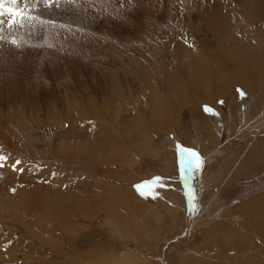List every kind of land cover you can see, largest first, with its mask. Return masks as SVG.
<instances>
[{
	"label": "rangeland",
	"instance_id": "rangeland-1",
	"mask_svg": "<svg viewBox=\"0 0 264 264\" xmlns=\"http://www.w3.org/2000/svg\"><path fill=\"white\" fill-rule=\"evenodd\" d=\"M208 1L217 18L214 22L203 13L209 8L207 0H121L119 16L101 0L98 7L107 8L97 13L96 0H89L86 9L93 11L87 23L95 26L90 33L96 32L85 35L78 29L85 31L83 25L87 24L64 22L71 15L44 13L59 7L44 0L36 4L37 10L26 11L34 19L25 21L23 27L0 29V67L15 65L12 60L17 52L8 51L5 45L37 54L36 68L30 73L6 77L8 72H0L2 136L9 142L6 146L0 140V156L7 157L0 167L4 175L0 186L18 192L17 218L0 219V264H51L50 259L55 264H99L110 255L117 256L115 264H264V258L255 255V222L234 212L242 203L264 196V78L247 75L249 85H241L235 78L231 83L232 76L239 70L246 73L252 65L247 63L245 50L238 52L236 46L243 43L242 48L258 51L264 19L246 25L248 0ZM3 19L7 21L8 16ZM148 23L151 37L146 39L142 33ZM251 27L261 29H256L259 38L254 36L257 31L251 33ZM100 29L103 35L96 36ZM174 42L201 49L208 59H200L204 62L198 65L196 59L189 58L178 66L170 64L169 71L176 79L172 88L159 74L163 68L156 48L163 50ZM140 43L153 45L147 47L152 48L151 65L142 61L145 54ZM257 51H251L252 55ZM130 57L142 62L132 63ZM224 72L229 75H224L225 80ZM146 73L155 79L149 87L145 84L151 79L145 81ZM210 76L217 77L216 81ZM115 83L123 89L116 97L111 95ZM218 83L224 93L209 102L195 97L203 86L211 94L217 93ZM73 101L91 107L82 124L87 125L89 136L105 138L108 145L102 152L105 157L95 165L63 160L52 148L53 138L68 129L67 122L61 121L66 118L65 106ZM20 116L27 127L35 128L20 132L15 123ZM54 117L58 119L55 125L47 124ZM126 122L133 126L125 129ZM168 133L178 138L180 149L198 155L199 166L193 163L190 170L181 171V154L166 139ZM10 161H20L14 171L6 169ZM64 186L77 196L72 211L65 205L63 210L58 207L62 201L58 194L65 191ZM116 192L119 196L123 193L122 198ZM56 193L58 205L43 201L47 197L56 203ZM50 207L62 210L63 238L60 226L53 221L55 209ZM49 225L64 242L58 249L34 235ZM235 225L244 234L240 242V233H230ZM91 228L99 235L82 243ZM223 230L227 232L221 234ZM98 236L105 242L94 243ZM16 241L19 245H12ZM240 246L248 249L244 253L232 250Z\"/></svg>",
	"mask_w": 264,
	"mask_h": 264
},
{
	"label": "bare ground",
	"instance_id": "bare-ground-1",
	"mask_svg": "<svg viewBox=\"0 0 264 264\" xmlns=\"http://www.w3.org/2000/svg\"><path fill=\"white\" fill-rule=\"evenodd\" d=\"M44 0H29V3L28 5L29 6H32L33 5H36L37 3H42ZM53 2L52 4L50 2ZM67 0H48V5L49 6H52V5H57L59 6L57 9H50L48 11H45L44 13H48V14H53V15H71V18H68V20L64 21L69 24H76V25H79L80 23L81 24H87L86 26L83 25V29L85 31H82L80 29H78L79 32H84L85 35H89V34H92L90 33V31L95 27L94 24L90 25L87 23V20L90 21V16H91V13H92V9H86V8H89L88 6L90 5V2L89 0H70L69 3H66ZM101 1H105L108 5L109 3V7L113 10L112 11V14L114 16H119V10H120V1L121 0H101ZM135 1V0H134ZM92 2V1H91ZM63 3H66V5H63ZM134 3V2H133ZM136 3V2H135ZM219 4V3H218ZM107 5L105 6L107 8ZM130 5V4H129ZM222 5V4H221ZM19 6H24V0H21ZM95 6L97 7L95 9V11L97 13H101L104 11L105 7L103 6L102 8H99L98 7V0H96V4ZM206 6H209V8L206 10H204L203 13H205L206 15L208 16H211L213 21L214 22L217 18L213 15V5H211V2H209L207 0V5ZM220 6V4H219ZM263 6H264V0H248V7L246 9V15H247V22H246V25L247 26H252L254 23H257L259 22L261 19H264L263 16H262V12H263ZM128 7V6H127ZM218 8V6H216ZM45 8V7H44ZM219 9V8H218ZM37 10V9H36ZM94 11V13H95ZM218 11V10H217ZM219 12V11H218ZM220 13V12H219ZM42 14V13H41ZM204 14V15H205ZM135 15H137V12H135ZM148 15V14H146ZM137 17V16H136ZM147 17V16H146ZM244 17V16H243ZM135 18V17H134ZM148 19V18H147ZM151 20V19H150ZM45 21V20H44ZM52 21V20H51ZM50 21V22H51ZM96 21V20H95ZM148 21V20H147ZM48 22V21H47ZM46 21L44 22L45 25L47 26L48 28V23ZM49 22V23H50ZM62 22V23H64ZM151 23V22H150ZM149 24V26L147 27L146 29V32L142 35L144 36V38H148V37H151V24ZM54 25V24H53ZM4 27H7V23H5L3 25ZM52 26V25H51ZM46 28V29H47ZM259 28V27H258ZM51 30H55V31H58V29H55V28H50ZM257 29V28H256ZM256 29H252L251 27V33L252 32H255L257 31ZM101 30V29H100ZM115 30V29H114ZM155 30V29H154ZM219 30V29H218ZM250 30V29H249ZM66 31H70L71 30H66ZM117 32H120V30H118V28L115 30ZM114 31V32H115ZM259 32L261 31V29L258 30ZM256 32L257 34L253 33V35L257 38L260 37L261 33L259 32ZM75 32V31H74ZM96 32V31H95ZM94 32V33H95ZM102 33V30L101 32H99V30H97V33L95 34L96 36L97 35H103ZM264 34V33H263ZM94 35V34H93ZM141 36V35H140ZM146 36V37H145ZM142 37V36H141ZM264 36H262V39L260 40L261 42L259 43L261 46H264ZM114 38V37H113ZM143 38V39H144ZM149 39V38H148ZM115 40V39H113ZM2 41V40H1ZM240 42V41H239ZM255 43V42H254ZM137 44V43H136ZM243 44V43H242ZM240 43V45H237L236 48L239 51H244L246 53V56H247V63L248 64H252L251 66H249V71H246L245 72H242L241 70H239V73H240V76L238 77H235V76H232L231 77V83H232V80L235 78L236 80H238V82H240L239 84H248L249 85V81L247 80V75L249 77H252V75H257V78L258 79H263L264 78V48L261 47V46H257L256 45V48H258V51L255 49V48H242V45ZM18 45V44H16ZM15 45V46H16ZM141 45V43H140ZM153 47L152 44H149V45H141V49H142V52L143 54H145L143 57H144V62H148V64L151 65V49L147 48V47ZM155 46V45H154ZM245 46V45H244ZM10 46H3V48H6L8 51H14V52H17L14 55V58L12 61H14L15 65H12L11 66V69L10 67L9 68H5L3 69V67H0V72L3 71V72H8V75L6 77H10L12 75H15V76H21L23 74H26L27 72L30 73V70H33L36 68V51L33 52V54L29 55L27 53H25L23 51L22 48H15V47H11L9 48ZM247 47V46H246ZM263 49H261V48ZM1 49V47H0ZM161 48H156V51L158 52V57L162 63V68L163 70L159 73V74H162L163 76V81L164 82H169L173 88V85L175 84L176 82V79H174V76L173 74L169 71V65L170 64H173L174 63V66H178L181 64V62H185V60L187 58H189L191 61L193 60H197L196 64L195 65H198L199 63H201L203 60H200V59H204L205 61L208 59L205 55L206 52H203V50L199 49H194V48H191L189 46H186V45H183L182 43L180 44L179 42H174L173 45L171 46H166L165 49L163 50H160ZM131 51V50H130ZM235 51V50H234ZM251 51H257V53H254L252 55V52ZM13 52V53H14ZM150 52V53H149ZM207 54V53H206ZM243 54V53H241ZM213 55V54H212ZM211 55V56H212ZM128 56H131V54H128ZM41 57V56H40ZM245 59V58H244ZM5 60V59H4ZM136 60L142 62L139 58L137 57H130L128 61L132 62V63H136ZM217 61V60H216ZM204 62V61H203ZM207 62V61H206ZM40 63V62H39ZM244 64V63H242ZM224 65V64H223ZM245 65V64H244ZM191 66V65H190ZM222 67V66H221ZM147 69V68H146ZM189 69V68H188ZM198 69V68H197ZM248 69V68H247ZM175 70V69H174ZM177 70V69H176ZM147 71L149 72V70L147 69ZM198 71V70H197ZM213 71L214 70H211V75L213 76ZM223 71V70H222ZM2 72V73H3ZM173 72V70H172ZM191 72V71H190ZM225 73V72H224ZM237 73V72H236ZM243 73V74H242ZM187 74V73H186ZM206 74V73H205ZM234 74V73H233ZM181 75V74H180ZM188 75V74H187ZM222 75V74H221ZM224 75H227V77H229V75L227 73L223 74V77L222 79L225 80L227 77L224 76ZM151 76L153 78V74H149V73H146V75L144 76L145 77V81H150L151 79ZM176 76V75H175ZM210 76L209 78H214ZM149 77V79L147 78ZM178 77V76H177ZM186 77V76H185ZM176 78V77H175ZM201 78V77H200ZM203 78V77H202ZM208 78V77H207ZM217 78V77H216ZM216 78H214V81H216ZM183 79V77H182ZM222 79L220 81H222ZM234 79V80H235ZM155 79H151V82L145 84L148 86V84L152 85L154 84ZM166 80H169V81H166ZM198 80V79H197ZM208 80H211V79H208ZM207 80V81H208ZM141 83H143L142 81H140ZM197 82V81H196ZM194 83V82H193ZM192 83V84H193ZM211 83H214L211 81ZM216 83V82H215ZM224 83V81H223ZM159 84V83H158ZM197 84V83H196ZM204 84V83H203ZM207 84V83H205ZM144 85V86H145ZM180 85V84H179ZM215 85V84H213ZM177 86V85H176ZM185 86V85H184ZM225 86V85H224ZM129 87V86H128ZM149 87V86H148ZM151 87V86H150ZM168 87V86H167ZM161 88V87H160ZM166 88V87H164ZM177 88V87H176ZM181 88V87H180ZM195 88H200V86H197ZM194 88V89H195ZM207 88V87H206ZM216 92L217 93H213L211 94L208 89H205V86L202 87V90H201V93L200 94H196L195 97L197 99H203V101H206V102H209L211 100V98H213L214 96H218L222 91H223V87H221V85L219 86V83L216 84ZM228 88V87H227ZM154 89V88H153ZM162 89V88H161ZM229 89V88H228ZM142 91L144 90V88L141 89ZM169 90V88H168ZM121 91H123L122 87L121 86H118L117 83L114 84V87L112 89V92H111V95L116 97L118 94L121 93ZM148 91V90H147ZM154 91V90H153ZM161 91V90H160ZM183 91V90H182ZM168 92V91H167ZM177 92V91H176ZM151 93V92H149ZM224 93V92H222ZM124 94V93H123ZM121 94V95H123ZM193 94V93H192ZM208 94H211V95H208ZM174 95V93H173ZM191 95V94H190ZM177 98H178V95H176ZM175 96V97H176ZM182 97V96H181ZM181 97H179V101L181 99ZM186 97V96H185ZM120 98V97H119ZM124 98V97H123ZM131 98V97H130ZM118 99V98H116ZM122 99V97H121ZM120 99V100H121ZM264 101V100H263ZM74 102V101H73ZM72 102V103H73ZM123 102V101H122ZM185 102V100H184ZM197 102V100H196ZM198 102H201L198 100ZM71 103V104H72ZM121 103V102H120ZM181 103V102H180ZM261 103V102H260ZM263 103V102H262ZM69 105L67 104L65 106V111L67 112L66 114V118L64 119V117H62V119L64 121H61V124H64L65 122H67V125H68V129L64 130L63 133H60V135H57L55 136L53 139L54 141H51L53 142V145L54 147H52L60 156V158H62L63 160H66V161H71V162H79V163H82V164H97L100 160L103 159V156L104 154L102 153L103 151H106L107 149V143L105 141V143L103 142V140H105V138L103 139H95L94 136H89L91 135L90 133H87L86 129H87V125L82 124V122L84 121H87L88 117L90 116L89 113H90V109L91 107L88 105H84L82 104L81 101H75L72 105ZM125 104V103H124ZM184 104V103H183ZM182 105V104H181ZM263 105V104H262ZM264 108V107H263ZM3 110V109H2ZM118 110V109H117ZM257 110V109H255ZM254 110V111H255ZM0 112H1V108H0ZM99 114V113H98ZM138 114V112H137ZM97 115V114H96ZM99 116V115H98ZM94 118V117H93ZM58 119L56 117L54 118H51L47 124H51V125H55V121H57ZM60 120V119H59ZM130 120V118H129ZM60 121H58L57 123H59ZM132 122V121H131ZM15 123L19 126V131L22 132V133H25L27 132V130H32V128H35V127H27V124L26 122L24 121V119L20 116L19 118H17L15 120ZM94 123V122H93ZM127 123V122H126ZM4 122L2 120V118L0 117V140L7 146V143L8 140L4 139V136H2V130L4 129V126H3ZM89 124V123H88ZM124 125V123H123ZM133 126V123H127V125H125V129L127 128H131ZM25 130V131H24ZM169 130V129H168ZM95 131V129L93 130ZM124 131V130H123ZM100 132V130H99ZM98 133V132H97ZM131 133V132H130ZM134 133V132H132ZM131 133V134H132ZM99 134V133H98ZM102 136V135H101ZM213 136V135H212ZM107 138V137H106ZM166 139L168 140V142L170 144H172V146L176 145L179 146L178 144V138L174 135H172V133H168L167 136H166ZM64 142H62V141ZM256 140L250 142L251 143H255ZM62 142V143H61ZM111 142V141H110ZM113 142V141H112ZM114 143V142H113ZM202 144V143H201ZM116 145V144H115ZM143 145V144H142ZM204 145V144H203ZM114 146V145H113ZM201 146V145H200ZM116 147V146H115ZM245 147H243L244 149ZM109 149V148H108ZM181 150V149H180ZM1 151V150H0ZM118 151V150H117ZM3 153V152H2ZM181 153V152H180ZM6 155V154H5ZM106 155V154H105ZM110 155V154H109ZM114 155V154H113ZM220 155V154H219ZM111 156V155H110ZM117 156V155H116ZM119 156V155H118ZM221 156V155H220ZM14 158V157H13ZM108 158V156H107ZM10 159V158H9ZM111 159V158H110ZM116 159V157H115ZM13 160V159H12ZM73 160V161H72ZM212 161V160H211ZM227 161V160H226ZM225 161V162H226ZM76 162V163H77ZM109 162V161H108ZM29 164V163H28ZM108 164V163H107ZM225 164V163H224ZM17 165V164H13L12 161H10V166H6V169H9V170H12L14 171V166ZM19 165V164H18ZM24 165V164H22ZM27 165V164H25ZM24 167H28L29 165L25 166ZM32 165V163H31ZM110 165V164H109ZM114 165V164H113ZM18 167V166H17ZM30 167V166H29ZM234 167V166H233ZM247 167V166H246ZM27 169V168H26ZM224 169V168H223ZM233 169V168H232ZM236 169V168H234ZM237 170V169H236ZM29 171V170H28ZM220 171V170H219ZM224 171V170H223ZM98 172V170H97ZM100 172V171H99ZM103 172V171H102ZM109 172V171H107ZM113 172V171H112ZM232 172V171H231ZM239 172V171H237ZM38 173V172H37ZM42 173V172H41ZM105 173V172H104ZM218 173V172H217ZM246 173V172H245ZM51 174V173H50ZM108 174V173H107ZM53 175V174H52ZM114 175V174H113ZM119 175V174H118ZM220 175V174H219ZM229 175V174H228ZM262 175V174H261ZM247 176V174H246ZM1 177H4L3 173L2 175L0 176V179L2 180ZM117 177V176H116ZM5 179V178H4ZM60 179V178H59ZM122 179V178H121ZM212 179L214 178H211V181ZM13 180V179H12ZM75 180V178L73 179ZM210 180V179H209ZM208 180V181H209ZM245 180V179H244ZM3 181V180H2ZM206 181V180H205ZM215 181V179H214ZM12 182V181H11ZM59 182V181H57ZM136 182V181H135ZM202 182V181H201ZM99 183V182H98ZM209 183V182H208ZM14 184V183H13ZM12 184V185H13ZM206 184V183H205ZM20 185V184H19ZM69 185V184H68ZM228 185V184H227ZM23 186V185H22ZM90 186V185H89ZM224 186V185H223ZM228 188V186H226ZM65 188V186H64ZM115 188V187H114ZM13 189L15 191H13ZM43 189V188H42ZM23 190V189H22ZM65 191H61V193L58 194L59 196V199L58 201H61V203L58 205V201H57V193H56V203L54 202H49V198L46 199L47 197H45V199H43L44 202L46 203H50L51 205L55 204V205H58V207H60L62 210L63 208L61 206H66L67 208H72L71 206H75L76 204V201H77V196L75 193H72L70 192L69 188L68 189H64ZM108 190V189H107ZM127 190V189H126ZM131 190V189H130ZM228 190V189H227ZM19 191V190H18ZM113 191V190H112ZM121 191V190H119ZM127 192V191H126ZM132 192V191H131ZM230 192V191H229ZM17 190L13 187H9V186H6V187H1L0 186V219H16L17 216L15 214L16 210H17V207H18V196L16 195ZM117 195L119 196L118 192H116ZM120 193V192H119ZM236 193V192H235ZM123 194V193H122ZM121 194V195H122ZM132 196H135L133 194V192L131 193ZM114 195V194H113ZM120 195V196H121ZM229 195V194H228ZM115 196V195H114ZM119 196V197H120ZM127 196L128 193H127ZM131 196V195H130ZM113 198V197H112ZM122 198V197H120ZM125 198V196H124ZM131 198V197H130ZM128 198V199H130ZM65 199V200H63ZM126 199V198H125ZM212 199V198H211ZM228 199V198H227ZM123 200V199H122ZM51 201H53V197H51ZM96 201V200H95ZM137 202H141L140 200H136ZM213 201V200H212ZM124 202V201H123ZM24 203V202H22ZM126 204V203H125ZM128 204V203H127ZM24 205V204H23ZM131 205V204H130ZM142 205V204H140ZM240 205V204H239ZM113 206V205H112ZM144 206V204H143ZM114 207V206H113ZM134 207V206H132ZM137 207V206H136ZM152 207V206H151ZM210 207V206H209ZM50 208H53L55 209L54 213L52 214L55 218V220H53L56 224H58L60 226V234L61 235L60 237H64L63 234L65 231V222L63 220H61V218L59 219V215H60V212L62 210H56L55 207H50ZM65 208V207H64ZM73 208H76V207H73ZM70 209V211L74 210V209ZM139 208H142V206H140ZM145 208V207H144ZM66 211V210H65ZM97 211V210H96ZM151 211H153V208H151ZM207 211V210H206ZM68 212V210L66 211ZM95 212V211H94ZM147 212V211H146ZM234 212L238 215H243V216H246V218H248L246 221L247 222H255V226H254V229H253V235L255 238L257 239H254L257 246H255L256 248V252H255V255L259 258H264V196L263 197H259L257 199H252L251 201H246L244 203H242L239 207H237ZM233 213V212H231ZM65 214V213H64ZM95 214V213H94ZM209 214V213H208ZM66 215V214H65ZM68 215V214H67ZM66 215V216H67ZM93 215V214H92ZM97 215V214H96ZM109 215V214H108ZM111 215V214H110ZM116 215V214H115ZM122 215V214H121ZM211 215V214H209ZM208 215V216H209ZM24 217V216H23ZM205 217V216H204ZM212 218V217H211ZM120 219V218H119ZM198 219V218H197ZM18 220V219H17ZM203 220V219H202ZM204 222V221H202ZM206 222V220H205ZM209 222V221H208ZM233 223V222H232ZM239 223V222H237ZM44 224V223H43ZM243 224V223H242ZM76 226V225H75ZM220 226V225H219ZM247 226V225H246ZM103 227V226H102ZM237 227V228H236ZM54 227L49 225L47 228H45L44 230H41V231H36L34 233V235L37 237V239H39L40 241H42L43 243L51 246L50 248L52 249H58L60 248L61 246H63V243H61L60 239H59V236L55 234L54 232ZM221 229L223 227H220ZM244 228V227H243ZM74 229V228H73ZM106 229V228H105ZM224 229V228H223ZM226 229V228H225ZM230 229V227H229ZM70 230V229H69ZM101 230V229H100ZM228 230V229H226ZM231 230L230 233H240V236H239V242L240 240H242V235H244L242 232H240V230L238 229V226H233L231 227ZM213 231V230H212ZM217 231V230H216ZM100 232V231H99ZM227 231L223 230L221 232V234H225ZM106 231V235H108ZM211 233V232H210ZM217 234L220 235L219 232H215ZM65 235V234H64ZM68 235V234H67ZM99 234H96L95 232V229H90L89 231L87 230V233L83 236L82 238V243H86V241H94L93 239ZM209 235V234H208ZM66 236V235H65ZM213 237V236H212ZM99 238V239H98ZM96 238L95 242L94 243H104L105 242V239H103V237H99ZM214 238V237H213ZM206 239H210V238H206ZM68 240L71 242V244H73L74 242V239L72 237H68ZM81 242V240H80ZM12 245H19V242H14L12 243ZM80 245V244H79ZM22 246V245H21ZM12 247V246H11ZM23 247V246H22ZM13 248V247H12ZM246 249L248 248H242L241 246L239 248H233L232 250L235 251V252H239V253H244L246 252ZM15 251V250H14ZM13 252V251H12ZM16 252V251H15ZM117 256L115 255H110V256H106L104 257L103 259L100 260V263L99 264H115L117 263L118 261V258H116ZM46 258V257H44ZM44 260V259H43ZM223 261V260H221ZM43 262V261H42ZM44 263V262H43ZM50 263L51 264H55V261L53 262L52 259H50ZM57 263V262H56ZM87 263V262H86ZM47 264V263H46ZM59 264V263H58ZM61 264V263H60ZM88 264V263H87ZM128 264V263H126ZM192 264V263H191ZM228 264H231V263H228Z\"/></svg>",
	"mask_w": 264,
	"mask_h": 264
},
{
	"label": "snow or ice",
	"instance_id": "snow-or-ice-1",
	"mask_svg": "<svg viewBox=\"0 0 264 264\" xmlns=\"http://www.w3.org/2000/svg\"><path fill=\"white\" fill-rule=\"evenodd\" d=\"M21 0H0V29H2L3 25L7 23L9 29H13L15 27H23L25 21H31L34 19L30 14H28L25 9H28L29 0H24V8L18 7ZM45 3H48V0H45ZM34 6V5H33ZM7 15L8 20L5 21L3 17ZM2 38V37H0ZM12 43L15 44L16 41L12 40ZM181 157L179 160V164L182 172H187L192 167L193 163H196L199 166V158L195 152L191 150L181 149ZM7 160L6 156H0V167L4 166V161ZM17 164L20 161H16ZM159 180V178H157ZM140 186H138L139 188ZM13 191H15L13 189Z\"/></svg>",
	"mask_w": 264,
	"mask_h": 264
},
{
	"label": "water",
	"instance_id": "water-1",
	"mask_svg": "<svg viewBox=\"0 0 264 264\" xmlns=\"http://www.w3.org/2000/svg\"><path fill=\"white\" fill-rule=\"evenodd\" d=\"M2 175V173H0V176Z\"/></svg>",
	"mask_w": 264,
	"mask_h": 264
}]
</instances>
